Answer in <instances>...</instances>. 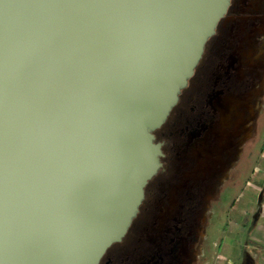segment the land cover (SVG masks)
<instances>
[{"label":"water","instance_id":"obj_1","mask_svg":"<svg viewBox=\"0 0 264 264\" xmlns=\"http://www.w3.org/2000/svg\"><path fill=\"white\" fill-rule=\"evenodd\" d=\"M230 1L0 0V264L122 241Z\"/></svg>","mask_w":264,"mask_h":264},{"label":"flooded vegetation","instance_id":"obj_2","mask_svg":"<svg viewBox=\"0 0 264 264\" xmlns=\"http://www.w3.org/2000/svg\"><path fill=\"white\" fill-rule=\"evenodd\" d=\"M263 90L264 0H231L177 106L154 132L162 167L126 236L100 264L198 263L211 204L252 138Z\"/></svg>","mask_w":264,"mask_h":264},{"label":"rangeland","instance_id":"obj_3","mask_svg":"<svg viewBox=\"0 0 264 264\" xmlns=\"http://www.w3.org/2000/svg\"><path fill=\"white\" fill-rule=\"evenodd\" d=\"M259 101L261 109L257 113L252 138L245 144L243 151H240L235 161L236 165L231 171L230 179L225 182L215 201L211 204L208 221L205 225L207 239L201 242L202 249L200 248L201 250L198 251L201 259L197 261V264H231V262L236 264L235 246L229 245V241L233 244L234 241L237 245L241 244V248L244 247L247 251L243 250L244 253H250L248 250L252 246L250 235H246L244 232L236 236L226 234L225 227L228 228L229 219L237 215L232 211L237 199L239 200L236 204L238 218L250 227L254 225L255 221L252 209L254 206L257 208L264 205V193L262 191L257 193L253 187H247L246 185L251 182L252 186L257 188L256 180L259 181L260 175L264 176V172L261 170L264 169V90ZM254 172L256 175L253 177ZM259 173L261 174L259 175ZM235 237H237L236 240ZM231 239H234V241H231ZM258 256L257 252L252 253L248 257L251 260L246 261L245 257L242 263L237 262V264H264V261L259 260L261 257L258 259Z\"/></svg>","mask_w":264,"mask_h":264},{"label":"crops","instance_id":"obj_4","mask_svg":"<svg viewBox=\"0 0 264 264\" xmlns=\"http://www.w3.org/2000/svg\"><path fill=\"white\" fill-rule=\"evenodd\" d=\"M261 170L264 172V169H261ZM260 174L261 173H259V175ZM255 175L256 174L254 172L253 177ZM256 183L258 185L257 188L254 186H250V187H253V189L257 193H260L261 191H262V193H264V176L260 175V179H259V181L256 180ZM247 187H249V186H247ZM263 201H264V196H263ZM238 202H239V200L237 199L235 201L234 206L232 207V211L235 212V214H237V215L233 216L232 219H229V222L227 223L228 228L225 227V229H226L225 233L226 234L229 233L230 235H234V236H236L242 232H244V234H246V235L249 234L250 235V244L252 246L249 248L247 247L248 250L250 251V253L246 254L247 251L244 249V247L241 248V246H242L241 244L237 245L235 243L234 239L236 240L237 237H235L234 239H231V241H234V244H233V242L231 243L229 241V245L235 246L236 261L242 263L244 261L243 258H245V257H246L245 258L246 261L251 260V259H248V257H250V255L252 253H255V252H257L259 254L258 259H259V257H261L259 260L264 261V208L262 209V212L260 213V215H258L257 218H255V215H257V212H258L257 211L258 207L255 208V206H254V208L252 209V214H253V218L255 221H254V225L252 227H250L245 222H243L242 220H240L238 218L239 215H238V212L236 211L237 210L236 204H238ZM263 207H264V205H263ZM222 250H223V248H222ZM243 250H245L246 252L244 253ZM237 262H236V264H237ZM231 264H233V263L231 262Z\"/></svg>","mask_w":264,"mask_h":264},{"label":"built area","instance_id":"obj_5","mask_svg":"<svg viewBox=\"0 0 264 264\" xmlns=\"http://www.w3.org/2000/svg\"><path fill=\"white\" fill-rule=\"evenodd\" d=\"M247 186H249V187L252 186L251 182H248ZM263 208H264L263 206L258 207V210H257L258 212H257V215H255V218H257V216L260 215ZM206 239H207V235H204V241H206Z\"/></svg>","mask_w":264,"mask_h":264},{"label":"bare ground","instance_id":"obj_6","mask_svg":"<svg viewBox=\"0 0 264 264\" xmlns=\"http://www.w3.org/2000/svg\"><path fill=\"white\" fill-rule=\"evenodd\" d=\"M250 135H249V133H248V135H247V137H249Z\"/></svg>","mask_w":264,"mask_h":264}]
</instances>
